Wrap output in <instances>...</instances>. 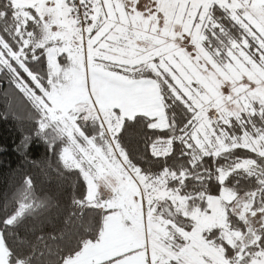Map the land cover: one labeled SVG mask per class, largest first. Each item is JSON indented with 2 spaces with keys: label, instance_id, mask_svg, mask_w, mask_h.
Instances as JSON below:
<instances>
[{
  "label": "snow or ice",
  "instance_id": "1",
  "mask_svg": "<svg viewBox=\"0 0 264 264\" xmlns=\"http://www.w3.org/2000/svg\"><path fill=\"white\" fill-rule=\"evenodd\" d=\"M0 82L75 176L0 264H264V0H0Z\"/></svg>",
  "mask_w": 264,
  "mask_h": 264
},
{
  "label": "trees",
  "instance_id": "2",
  "mask_svg": "<svg viewBox=\"0 0 264 264\" xmlns=\"http://www.w3.org/2000/svg\"><path fill=\"white\" fill-rule=\"evenodd\" d=\"M6 88L7 84L0 82V205L27 174L35 180L37 193L53 200L46 215L49 219L56 218L58 208L63 209L70 202L75 176L64 171L47 144L35 137L24 102L11 90L6 93ZM25 136L32 137L31 143L20 150L18 146ZM27 226H31V221ZM72 227L68 225L69 231Z\"/></svg>",
  "mask_w": 264,
  "mask_h": 264
}]
</instances>
